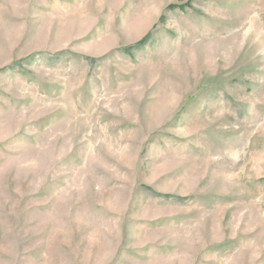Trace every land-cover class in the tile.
<instances>
[{
    "label": "rangeland",
    "instance_id": "rangeland-1",
    "mask_svg": "<svg viewBox=\"0 0 264 264\" xmlns=\"http://www.w3.org/2000/svg\"><path fill=\"white\" fill-rule=\"evenodd\" d=\"M0 264H264V0H0Z\"/></svg>",
    "mask_w": 264,
    "mask_h": 264
},
{
    "label": "trees",
    "instance_id": "trees-1",
    "mask_svg": "<svg viewBox=\"0 0 264 264\" xmlns=\"http://www.w3.org/2000/svg\"><path fill=\"white\" fill-rule=\"evenodd\" d=\"M171 6H173V5H171Z\"/></svg>",
    "mask_w": 264,
    "mask_h": 264
}]
</instances>
